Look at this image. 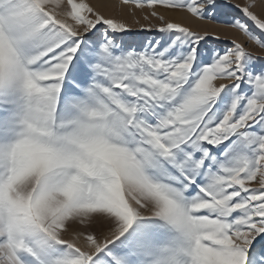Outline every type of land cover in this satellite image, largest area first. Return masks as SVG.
<instances>
[{
  "label": "snow or ice",
  "instance_id": "1",
  "mask_svg": "<svg viewBox=\"0 0 264 264\" xmlns=\"http://www.w3.org/2000/svg\"><path fill=\"white\" fill-rule=\"evenodd\" d=\"M120 4L0 0V264H264V0Z\"/></svg>",
  "mask_w": 264,
  "mask_h": 264
},
{
  "label": "rangeland",
  "instance_id": "2",
  "mask_svg": "<svg viewBox=\"0 0 264 264\" xmlns=\"http://www.w3.org/2000/svg\"><path fill=\"white\" fill-rule=\"evenodd\" d=\"M90 2L95 3V4L109 5V7L106 9L107 14L114 16L120 20H123L125 23H127L134 37L152 38L153 36H157L158 38L156 28L153 27L151 28V30H149V26L150 25L159 26L161 24V21L151 15V12H152L151 9L149 8L138 9L135 7L134 4H129L125 6V5L120 4V0H114V1L113 0H90ZM221 2H224V0H221ZM234 2L245 4L247 3V0H234ZM159 12L169 22L186 23V24L192 23L193 27H197V25L193 23V21H191L190 19H187L186 17L187 15L185 13L179 10L165 11V10L160 9ZM145 17H147V19H145ZM220 31L221 32L227 31V29H221ZM221 37H222L221 40H223V36ZM215 46H216V41L213 38H210L208 47L211 48ZM250 50L256 52V54L258 55L260 54V51L255 48L250 49Z\"/></svg>",
  "mask_w": 264,
  "mask_h": 264
},
{
  "label": "bare ground",
  "instance_id": "3",
  "mask_svg": "<svg viewBox=\"0 0 264 264\" xmlns=\"http://www.w3.org/2000/svg\"><path fill=\"white\" fill-rule=\"evenodd\" d=\"M113 1H114V0H113ZM108 3H109V2H108ZM183 15H184V14H183ZM186 17H187V19H189L188 16H186ZM187 19H186V20H187ZM190 22H191V21H190ZM223 32H227V31H223ZM221 38H222V37H221Z\"/></svg>",
  "mask_w": 264,
  "mask_h": 264
}]
</instances>
